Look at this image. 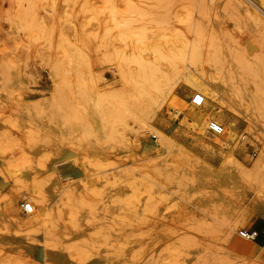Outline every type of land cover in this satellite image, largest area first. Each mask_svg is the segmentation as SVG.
<instances>
[{
    "label": "rangeland",
    "instance_id": "obj_1",
    "mask_svg": "<svg viewBox=\"0 0 264 264\" xmlns=\"http://www.w3.org/2000/svg\"><path fill=\"white\" fill-rule=\"evenodd\" d=\"M259 3L0 0V264H264L239 235L264 231ZM189 72L219 98L193 106Z\"/></svg>",
    "mask_w": 264,
    "mask_h": 264
},
{
    "label": "bare ground",
    "instance_id": "obj_2",
    "mask_svg": "<svg viewBox=\"0 0 264 264\" xmlns=\"http://www.w3.org/2000/svg\"><path fill=\"white\" fill-rule=\"evenodd\" d=\"M261 4L264 5V0H260ZM260 4V3H259ZM260 4V5H261ZM244 6V5H243ZM262 7V6H261ZM258 13V12H257ZM259 14V13H258ZM205 40V39H204ZM199 42V41H198ZM194 47V46H193ZM196 47V46H195ZM194 58H196V54H194ZM214 60L215 61H219L220 58L218 56H215L214 57ZM191 65L189 64V68L191 69ZM254 73H256V78L258 79H264V77L261 75V71H257L255 69V71H253ZM210 78H209V75L208 74H205L203 76H198L192 72H189V81L191 83V87L195 88L196 90L200 91L204 98V102L206 100L207 97H210V98H219L220 96V92L218 90V88L209 82ZM208 85V87H207ZM257 96V94L255 95ZM251 121V120H250ZM253 121V120H252ZM210 122H216L218 123L217 121L215 120H210ZM264 122L260 121L257 119V121H255L253 124L255 125H259V126H262L264 125L263 124ZM193 124H197L195 122H193ZM219 124V123H218ZM200 124H198L199 126ZM222 127V126H221ZM223 127H222V133L218 134L217 136H221L224 134L223 132ZM160 137L162 138V136L160 135ZM159 137V138H160ZM228 141H232L233 139H235V135L234 133H231L229 134L228 136ZM217 142L219 145L223 146L224 143H222L221 139L217 138ZM161 143V142H160ZM221 157L223 158L224 160V163L225 164H222L223 167H228L229 170H232V169H240V165L239 163L237 162V160L235 159V157L233 156V153L230 152L228 154H222ZM262 164V167H264V146L260 152V156H259V159L257 162H255L254 164V168L255 169H260L261 168V165ZM74 166V165H73ZM73 166L72 165H69V168L73 171ZM209 171L211 170L210 167L207 168ZM264 171V168L262 169ZM50 170H46V172H48ZM220 171V170H219ZM221 172V171H220ZM69 178L67 177H63L62 175H58V174H54V173H49L45 176V179L43 180V185L42 187H50V188H53V189H61L62 186H63V183ZM254 184V183H253ZM247 187V185H245ZM256 186V192L258 193L259 197L262 199V201L264 202V183L263 182H259ZM45 189V188H44ZM28 190L30 192H33L34 190V186H32L31 184H29L28 186ZM74 193V192H73ZM34 194V193H33ZM248 194V193H247ZM251 195V194H250ZM35 196V195H34ZM37 200L34 201L33 200V205L31 204V207H32V211L29 213V216L26 217L25 219H14V222L16 224V226L18 227H27V226H30L32 225L33 222H35L38 218H40V216L42 215L43 211L45 210V207H46V197L44 195V193L42 192L41 194H37ZM9 199V198H8ZM250 199V198H249ZM257 200V199H256ZM252 201V200H251ZM24 202H28L27 200H24ZM30 203V202H29ZM264 206V204L262 205ZM15 208V206H14ZM14 208L13 206L8 208L7 210V213L9 214V216H11L12 214H14ZM263 208V207H262ZM8 216V215H7ZM12 217V216H11ZM43 217V215H42ZM11 220V219H9ZM12 221V220H11ZM38 221V220H37ZM13 223V222H12ZM36 223V222H35ZM17 228V227H16ZM256 244L259 248H262L264 250V242L259 245L257 243H254ZM251 246L249 245H246V244H243L241 243V245H238L236 246L235 248H237L238 250H240L242 253L244 254H251L252 253V249L250 248Z\"/></svg>",
    "mask_w": 264,
    "mask_h": 264
},
{
    "label": "built area",
    "instance_id": "obj_3",
    "mask_svg": "<svg viewBox=\"0 0 264 264\" xmlns=\"http://www.w3.org/2000/svg\"><path fill=\"white\" fill-rule=\"evenodd\" d=\"M190 103L193 106H201L204 103V98L200 93L196 92L191 96ZM207 127L209 131L215 134L222 133L221 125L216 122L208 123ZM20 208L23 214H29L32 211L31 203L29 202H22ZM239 235L246 239L255 240L258 237V231L256 229H242L239 231Z\"/></svg>",
    "mask_w": 264,
    "mask_h": 264
},
{
    "label": "crops",
    "instance_id": "obj_4",
    "mask_svg": "<svg viewBox=\"0 0 264 264\" xmlns=\"http://www.w3.org/2000/svg\"><path fill=\"white\" fill-rule=\"evenodd\" d=\"M258 237L257 241L261 244L264 241V231H260V234L258 232Z\"/></svg>",
    "mask_w": 264,
    "mask_h": 264
}]
</instances>
